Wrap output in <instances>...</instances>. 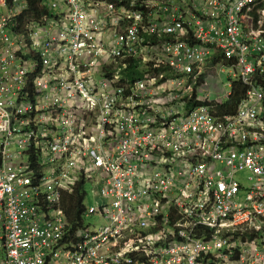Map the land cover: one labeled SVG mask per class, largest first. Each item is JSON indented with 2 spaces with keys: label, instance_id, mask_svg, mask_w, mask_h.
Listing matches in <instances>:
<instances>
[{
  "label": "built area",
  "instance_id": "obj_1",
  "mask_svg": "<svg viewBox=\"0 0 264 264\" xmlns=\"http://www.w3.org/2000/svg\"><path fill=\"white\" fill-rule=\"evenodd\" d=\"M0 227L2 264H264V0H0Z\"/></svg>",
  "mask_w": 264,
  "mask_h": 264
},
{
  "label": "rangeland",
  "instance_id": "obj_2",
  "mask_svg": "<svg viewBox=\"0 0 264 264\" xmlns=\"http://www.w3.org/2000/svg\"><path fill=\"white\" fill-rule=\"evenodd\" d=\"M223 79H225V76H222ZM225 91H229V88H225L224 86H217L216 82L214 80H212L211 82H208L207 85L204 87V89L201 91V100L203 102H206L212 98L216 99L218 97H223L226 93ZM228 102V101H227ZM89 191H88V196H87V200H86V204L88 206H97L99 204V202H101V196H100V192L99 189L97 188H92V187H88ZM100 222L101 223V216H96L95 218L92 217L91 219L86 221V224H94V222ZM98 226H94L92 227V230H95V228H97ZM5 237V233L2 229V227H0V264H2V262L4 261V251H3V239Z\"/></svg>",
  "mask_w": 264,
  "mask_h": 264
},
{
  "label": "trees",
  "instance_id": "obj_3",
  "mask_svg": "<svg viewBox=\"0 0 264 264\" xmlns=\"http://www.w3.org/2000/svg\"><path fill=\"white\" fill-rule=\"evenodd\" d=\"M235 86L236 87L234 90V94L229 98V101L227 103L228 105H236L237 103H239V101L241 99L243 89H242L241 85H239V84H236ZM87 189H86L85 183H83L80 186V190L78 192L80 199L78 202V208L76 210L75 221H79L81 225L84 224V217H83L84 210L88 207L87 204L85 203L87 200V197H86ZM88 191H89V189H88Z\"/></svg>",
  "mask_w": 264,
  "mask_h": 264
}]
</instances>
